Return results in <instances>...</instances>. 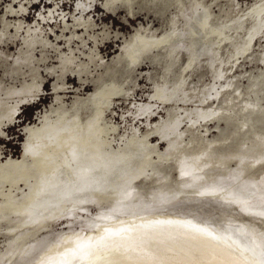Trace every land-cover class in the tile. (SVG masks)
Segmentation results:
<instances>
[{
  "label": "rangeland",
  "instance_id": "374dc122",
  "mask_svg": "<svg viewBox=\"0 0 264 264\" xmlns=\"http://www.w3.org/2000/svg\"><path fill=\"white\" fill-rule=\"evenodd\" d=\"M63 126L80 161L18 170ZM261 196L264 0H0V264H109L110 232L163 219L264 264Z\"/></svg>",
  "mask_w": 264,
  "mask_h": 264
},
{
  "label": "bare ground",
  "instance_id": "6f19581e",
  "mask_svg": "<svg viewBox=\"0 0 264 264\" xmlns=\"http://www.w3.org/2000/svg\"><path fill=\"white\" fill-rule=\"evenodd\" d=\"M41 138L39 142L28 143L26 147L27 152L33 155L35 165L43 162L46 157H50V164L57 165L58 153L62 150L66 151L71 159L80 161L83 158L81 143L77 142L81 139H78L70 127H57L55 131ZM32 166L30 165L29 168ZM97 166L91 165L92 168ZM26 169L28 167L24 162L18 168L21 171ZM118 172L126 173L127 170L120 169ZM119 179L120 176L116 177L113 172L105 175L96 174L94 178L68 186L63 198L76 195L74 191L81 193L112 189L115 184L120 183ZM58 201L59 199L52 200L50 206H56ZM119 235L125 237L119 238ZM113 249H119L121 258L111 259L109 264H261L249 260L242 251L229 245L210 229L176 219L150 220L148 223L134 226L128 232L125 228L114 233L110 232L96 245L93 256L100 257L101 254ZM83 263L84 260L80 256L72 257L69 261V264Z\"/></svg>",
  "mask_w": 264,
  "mask_h": 264
},
{
  "label": "flooded vegetation",
  "instance_id": "af4514ba",
  "mask_svg": "<svg viewBox=\"0 0 264 264\" xmlns=\"http://www.w3.org/2000/svg\"><path fill=\"white\" fill-rule=\"evenodd\" d=\"M27 145H28V144H27ZM27 145L25 146V151H24V152H25V155H26V159H25V161H24V164H26L27 161H29V160L32 161V162L34 161V160H33V155L27 152V149H26ZM31 165H35V164L33 163V164H31Z\"/></svg>",
  "mask_w": 264,
  "mask_h": 264
}]
</instances>
